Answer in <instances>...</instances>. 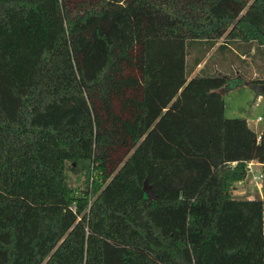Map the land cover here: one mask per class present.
<instances>
[{
	"label": "trees",
	"instance_id": "trees-1",
	"mask_svg": "<svg viewBox=\"0 0 264 264\" xmlns=\"http://www.w3.org/2000/svg\"><path fill=\"white\" fill-rule=\"evenodd\" d=\"M240 85L264 0H0V264H264Z\"/></svg>",
	"mask_w": 264,
	"mask_h": 264
},
{
	"label": "crops",
	"instance_id": "crops-1",
	"mask_svg": "<svg viewBox=\"0 0 264 264\" xmlns=\"http://www.w3.org/2000/svg\"><path fill=\"white\" fill-rule=\"evenodd\" d=\"M202 66L203 65L201 63L197 69L201 68ZM258 74L259 71L255 69L254 66H252V70L248 75L257 76ZM256 103H263L262 96L257 97ZM227 108L228 106L226 105L225 113L227 112ZM227 116L232 117L230 115ZM262 116V112H259L258 116L253 114L244 116L247 118L250 127L253 128L258 134H260L263 129V126H261L262 120L259 119V117ZM248 166H250V169L248 170L246 178L236 184L233 190V195L235 197H245L250 199L260 195L262 198H264V177L261 179L260 183L254 178L255 174L263 173L264 175V163L252 160L248 163Z\"/></svg>",
	"mask_w": 264,
	"mask_h": 264
},
{
	"label": "rangeland",
	"instance_id": "rangeland-1",
	"mask_svg": "<svg viewBox=\"0 0 264 264\" xmlns=\"http://www.w3.org/2000/svg\"><path fill=\"white\" fill-rule=\"evenodd\" d=\"M204 65V62L202 63ZM249 85H240L231 87L225 92V101L227 115L232 117H244L251 114L258 116L259 112L263 114V103H256L257 96L255 91ZM263 126V121L261 123ZM83 179V178H82ZM77 175L71 174V183L74 187H82L83 182Z\"/></svg>",
	"mask_w": 264,
	"mask_h": 264
},
{
	"label": "water",
	"instance_id": "water-1",
	"mask_svg": "<svg viewBox=\"0 0 264 264\" xmlns=\"http://www.w3.org/2000/svg\"><path fill=\"white\" fill-rule=\"evenodd\" d=\"M144 189L146 190L147 194L152 197V198H155L156 195L154 194L153 190H152V187L151 185L145 181V184H144Z\"/></svg>",
	"mask_w": 264,
	"mask_h": 264
},
{
	"label": "built area",
	"instance_id": "built-area-1",
	"mask_svg": "<svg viewBox=\"0 0 264 264\" xmlns=\"http://www.w3.org/2000/svg\"><path fill=\"white\" fill-rule=\"evenodd\" d=\"M260 120H262V117H259ZM250 169V166H248V170ZM264 177L263 173L255 174L254 178L260 183L261 179Z\"/></svg>",
	"mask_w": 264,
	"mask_h": 264
}]
</instances>
